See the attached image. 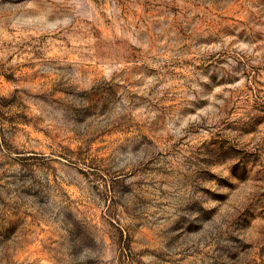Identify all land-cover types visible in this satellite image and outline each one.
<instances>
[{
  "label": "rangeland",
  "instance_id": "374dc122",
  "mask_svg": "<svg viewBox=\"0 0 264 264\" xmlns=\"http://www.w3.org/2000/svg\"><path fill=\"white\" fill-rule=\"evenodd\" d=\"M0 264H264V0H0Z\"/></svg>",
  "mask_w": 264,
  "mask_h": 264
}]
</instances>
